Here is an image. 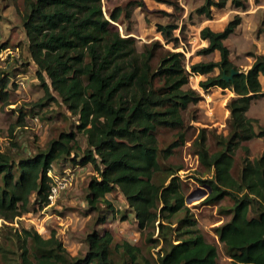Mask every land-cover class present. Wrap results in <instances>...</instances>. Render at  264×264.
<instances>
[{"label":"trees","instance_id":"1","mask_svg":"<svg viewBox=\"0 0 264 264\" xmlns=\"http://www.w3.org/2000/svg\"><path fill=\"white\" fill-rule=\"evenodd\" d=\"M228 2L240 10L246 8V0H204L199 11L210 16L211 7L222 8ZM120 13V8H114L107 18L101 0H28L21 22L28 55L44 90L41 99L55 100L51 91L55 92L76 116V129L84 134L86 146L79 148L76 132L63 130L32 154L14 158L0 151V218L13 222L30 210L31 201L39 207L48 204V171L54 163H90L96 174L88 183V204L97 209L104 202L111 208L105 194L118 189L134 211L139 231L158 245L155 257L143 256L141 248L128 241L112 245L108 229L102 233L91 230L85 237L84 256H71L54 232L43 237L34 229L21 227L18 237L25 243L21 264H216V245L205 238L186 204L177 174L181 166L164 167L159 162V157L166 159L184 142V133L178 132L164 148H159L157 140L158 128L181 130L183 112L201 99L198 91L186 87L189 75L207 74L215 68L218 72L199 84L203 89L217 86L233 93L226 102L227 133L217 136L219 149L209 152L205 130L199 131L193 141L195 153L212 173L197 179L210 187L205 203L225 197L232 200L225 209L229 218L214 227L230 262L264 264V149L249 158V148L242 143L264 137V125L256 129L257 120L247 115L252 99L263 95L259 77L264 76V54H254L245 70L231 61L223 41L240 23L236 15L222 30L207 26L200 30L208 44L199 52L217 50V61L195 62L187 70L182 52L165 50L154 62L159 42L139 49L134 37L122 36L113 24ZM159 29L175 46L173 26ZM231 69L238 72L224 80L222 76ZM9 75L0 69L1 100L9 96ZM23 116L19 115L18 123ZM238 148L245 156L236 178L231 169ZM160 171H166V183L155 179ZM180 212L184 215L172 225V218ZM104 220L105 216L100 218ZM155 230L157 239L152 238ZM112 246L121 251L119 262L112 256Z\"/></svg>","mask_w":264,"mask_h":264},{"label":"rangeland","instance_id":"2","mask_svg":"<svg viewBox=\"0 0 264 264\" xmlns=\"http://www.w3.org/2000/svg\"><path fill=\"white\" fill-rule=\"evenodd\" d=\"M102 9L107 18L114 8H120L121 13L116 26L122 36H132L137 47L158 41L154 62L165 50L182 52L187 70L190 64L199 61H217V50L211 53H201L202 45L200 30L207 26L219 31L234 16H240V23L234 31L224 39L229 48L231 61L241 70L247 69L253 61L254 54H264V0H246V8L240 10L231 5L222 8H210V16L200 12L204 0H101ZM141 3L140 5H137ZM28 11V0H0V69L10 72L8 98L0 99V151H7L12 157L32 154L37 149L46 146L49 139L56 137L60 131L76 132V142L79 148L86 146L83 133L76 129V116L67 108L54 91L55 100L41 99L44 90L36 74V66L27 52V42L22 27L21 18ZM210 19V20H207ZM172 25L174 41H166L159 29L161 26ZM6 47H1V45ZM208 44V43H207ZM3 45V46H4ZM218 69L207 74L191 73L186 87L199 92L201 99L190 105L183 112V127L181 130L158 128L157 140L159 148L177 138L178 132L184 133V142L173 149V153L159 162L164 167L181 166L177 171L185 195L192 192L191 199L186 202L197 222L198 228L205 238L214 243L217 248L216 264H232L226 255L223 244L218 241L214 227L226 221L229 213L225 210L232 205L228 197L213 203H205V197L210 190L201 184L197 178L209 177L212 172L204 168L195 153L194 139L202 129L206 134V146L209 152L219 149L217 136L227 133V118L229 111L226 102L233 93L229 89L209 87L203 89L199 82L209 75H214ZM48 82V80H47ZM40 100V101H39ZM23 114V122L18 123V117ZM248 116L254 117L258 125H264V99L259 98L250 107ZM249 148L248 156L252 158L264 149V137H255L242 142ZM77 153L81 151L76 150ZM74 156L73 153L71 155ZM245 156L243 149L234 153V163L231 173L238 177ZM55 174H70V183L63 189L56 200L43 207L30 202V210L13 222L0 218V264H21V246L25 243L18 237V229L25 227L36 230L41 236L49 237L52 232L62 242L66 252L73 256H84L87 251L85 237L91 230L102 233L108 229L113 236V243L128 241L141 248V254L154 258L158 245L147 239L146 234L139 231L135 221L134 211L118 189L105 194L111 208L101 202L94 209L86 201L88 183L96 174L90 163L74 164L71 161L54 163L51 168ZM158 181H168L166 171L155 174ZM180 212L172 220L176 224ZM105 216L103 222L100 218ZM157 239V230L152 234ZM112 256L119 262L121 251L112 246Z\"/></svg>","mask_w":264,"mask_h":264},{"label":"built area","instance_id":"3","mask_svg":"<svg viewBox=\"0 0 264 264\" xmlns=\"http://www.w3.org/2000/svg\"><path fill=\"white\" fill-rule=\"evenodd\" d=\"M48 174L51 177V180L49 182V188L47 191V200H48L47 205H50L56 200L59 193L63 189H65L70 183V174L69 173L55 174V173H52L51 170L48 171Z\"/></svg>","mask_w":264,"mask_h":264},{"label":"crops","instance_id":"4","mask_svg":"<svg viewBox=\"0 0 264 264\" xmlns=\"http://www.w3.org/2000/svg\"><path fill=\"white\" fill-rule=\"evenodd\" d=\"M227 5H230V3L228 2ZM227 5H226V6H227ZM211 9H212V11H213V9H216V8H215V7H212ZM207 20H210V19H207ZM203 43H204V44H202V45H207L208 41H207V40H203ZM216 69H217V68H216ZM259 79H260V82H261V85H262V92H263V95H262V96H259V97H256V98H254V99H252V101H251V103H250V107L255 103V101H256L257 99H259V98L264 99V76H263V75H260ZM215 87H217V86H215ZM219 88H221V87H219ZM222 89H223V88H222ZM226 89H227V88H226ZM250 107H249L248 110H250ZM247 112H248V111H247Z\"/></svg>","mask_w":264,"mask_h":264},{"label":"water","instance_id":"5","mask_svg":"<svg viewBox=\"0 0 264 264\" xmlns=\"http://www.w3.org/2000/svg\"><path fill=\"white\" fill-rule=\"evenodd\" d=\"M237 72L238 71H236L234 69H231L229 75H225L224 74L222 77H223L224 80H229V79L232 78V75L235 74V73H237ZM206 187L210 190V187L209 186H206ZM191 197H192V192L189 195L186 196V202H188L191 199Z\"/></svg>","mask_w":264,"mask_h":264}]
</instances>
